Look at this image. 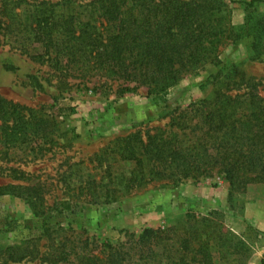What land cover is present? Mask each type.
Masks as SVG:
<instances>
[{
	"label": "trees",
	"instance_id": "16d2710c",
	"mask_svg": "<svg viewBox=\"0 0 264 264\" xmlns=\"http://www.w3.org/2000/svg\"><path fill=\"white\" fill-rule=\"evenodd\" d=\"M80 1L1 0L0 32L11 37L16 50L52 69L57 83L97 76L124 83L123 90L144 86L147 95L165 92L185 73L216 61L223 43L246 34L255 48L264 36L259 19L241 28L231 25L223 0H90L89 14ZM240 2L256 9L255 0ZM103 21L110 27L105 32L99 30ZM220 80L210 98L181 110L164 128L115 138L106 156L98 157L100 190L95 193L86 181L78 193L91 203L114 201L120 191L130 194L152 182L175 187L213 171L227 180L229 194L251 183L264 185L260 82L235 64ZM35 88L43 85L37 80ZM58 138L56 121L43 107L0 98L1 154L24 148L36 155L61 146ZM117 162L130 165L128 175L112 171ZM7 189L36 210L28 187L0 185V191ZM217 217L190 213L164 228L146 227L117 249L103 243L93 254L85 244L65 255L73 252L78 264H243L249 247ZM21 259L13 246H0V264Z\"/></svg>",
	"mask_w": 264,
	"mask_h": 264
},
{
	"label": "rangeland",
	"instance_id": "374dc122",
	"mask_svg": "<svg viewBox=\"0 0 264 264\" xmlns=\"http://www.w3.org/2000/svg\"><path fill=\"white\" fill-rule=\"evenodd\" d=\"M88 1L80 3L89 14L92 5ZM223 1L228 5L231 25L241 28L259 19L260 28H264L262 0H255L256 9H246L240 2L251 0ZM15 12L20 13V9ZM109 28L104 21L99 26L104 32ZM251 44L246 34L236 42L223 43L216 61L185 73L165 92L147 95L144 86L123 90L124 83L97 76L88 82L67 77L65 83H57L52 69L16 50L11 37L1 31L0 98L34 109L43 107L61 134L57 139L61 146L41 149L36 155L24 148L0 153V185L28 187L36 209L22 195L10 189L0 191V246H13L23 255L21 261L5 264H78L73 252L65 253L70 249L80 252L79 246L85 244L93 254H98L103 243L117 249L128 239H136L146 227L164 228L184 220L186 214L213 212L218 213L226 230L249 247L243 264H259L264 254L261 183L229 194L227 180L213 171L184 179L175 187L152 182L130 194L120 191L114 201L96 198L91 203L88 196L78 193L84 191L81 186L86 181L95 193L100 190L98 157L106 156L115 138L164 128L181 110L210 98L231 65L259 81L258 92L264 97V36L257 47ZM37 80L42 89L35 88ZM129 170L130 165L119 162L112 167L116 174L128 175Z\"/></svg>",
	"mask_w": 264,
	"mask_h": 264
}]
</instances>
